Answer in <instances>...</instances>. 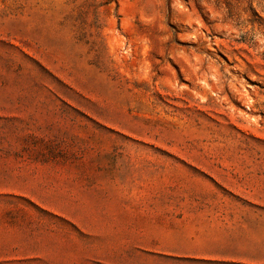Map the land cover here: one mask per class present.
Returning <instances> with one entry per match:
<instances>
[{
	"label": "rangeland",
	"instance_id": "rangeland-1",
	"mask_svg": "<svg viewBox=\"0 0 264 264\" xmlns=\"http://www.w3.org/2000/svg\"><path fill=\"white\" fill-rule=\"evenodd\" d=\"M197 207L264 232V0H0L3 257L174 259Z\"/></svg>",
	"mask_w": 264,
	"mask_h": 264
},
{
	"label": "crops",
	"instance_id": "crops-1",
	"mask_svg": "<svg viewBox=\"0 0 264 264\" xmlns=\"http://www.w3.org/2000/svg\"><path fill=\"white\" fill-rule=\"evenodd\" d=\"M34 211L0 208V249L18 246L3 241L29 237L19 230L34 225ZM229 216L219 208L174 209V259H18L0 252V264H264V232L245 231Z\"/></svg>",
	"mask_w": 264,
	"mask_h": 264
}]
</instances>
